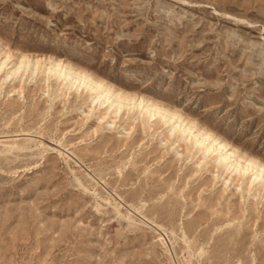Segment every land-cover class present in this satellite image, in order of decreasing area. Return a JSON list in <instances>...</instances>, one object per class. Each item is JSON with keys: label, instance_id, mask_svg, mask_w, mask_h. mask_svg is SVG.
<instances>
[{"label": "rangeland", "instance_id": "obj_1", "mask_svg": "<svg viewBox=\"0 0 264 264\" xmlns=\"http://www.w3.org/2000/svg\"><path fill=\"white\" fill-rule=\"evenodd\" d=\"M2 62L0 264H264V178L111 104L264 165V0H0Z\"/></svg>", "mask_w": 264, "mask_h": 264}, {"label": "bare ground", "instance_id": "obj_2", "mask_svg": "<svg viewBox=\"0 0 264 264\" xmlns=\"http://www.w3.org/2000/svg\"><path fill=\"white\" fill-rule=\"evenodd\" d=\"M23 61L25 60H21L17 66L14 65V69L8 72V74L10 73V75L11 74L15 75L21 67H24L25 62H28L27 60L25 62ZM3 65H4V62L0 63V69ZM62 65L63 63H61L60 61L53 62V63L51 62L49 63V66L46 68V72L50 74L51 76H55L58 79L62 78V80L70 82L71 85L78 83L80 84V86L83 85L85 88L88 86L86 85L88 81L85 82V80H87L86 77H83L82 75H79L76 73L73 74L71 72V69H67V66L65 65H64L65 67L64 66L62 67ZM26 67H28V65ZM89 82L94 86L96 90L101 89L100 88L102 86L101 82H93L90 80ZM93 92L95 93V91ZM109 97H111V99L114 97L109 89L106 90L105 94H101V92L100 93L96 92L95 95L91 99V103H94L97 101V102H100L99 104H102L104 102H107ZM111 104H114V107H113L114 112L119 111L124 105H126L129 110L132 108L141 110L146 115L145 118L147 122H149L155 116H159L160 118H162V120L165 121V123H169L174 117H176L174 121L176 120L177 121L172 126V129H177L178 136L180 137L185 134L190 135L191 139L189 142L191 144V148L198 149L199 147L202 146V150L204 151L203 152L204 154L217 155L219 159V165H224L228 162L230 166H233V168L238 170L239 175H244L246 173L252 172V174L248 178L250 179V184L263 180L264 178V165L263 164L256 165L255 162L251 159L243 161V162H241V159H238L235 161V163H232V164L229 163L231 159L233 158V154L226 150L225 144L223 143L221 144L220 142H217L216 138H211L209 135H207L206 133L202 131L196 130L192 132L193 130V126L191 125L192 123L191 124L185 123V121L180 116H177L175 112H172L168 109L160 108L153 104H148V100H145L143 98L138 99V98H135L134 96H127V95L124 96L121 94L119 95L117 94V96H115V99ZM10 148H16V146H10ZM209 155H207V159H210L208 157Z\"/></svg>", "mask_w": 264, "mask_h": 264}]
</instances>
